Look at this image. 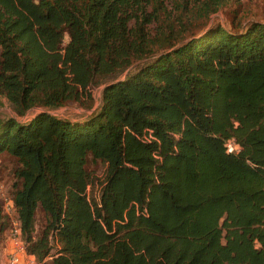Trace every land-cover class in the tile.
<instances>
[{
  "label": "trees",
  "instance_id": "trees-1",
  "mask_svg": "<svg viewBox=\"0 0 264 264\" xmlns=\"http://www.w3.org/2000/svg\"><path fill=\"white\" fill-rule=\"evenodd\" d=\"M243 1L0 0V110H44L0 120L38 263L264 264V21ZM100 85L87 121L50 113Z\"/></svg>",
  "mask_w": 264,
  "mask_h": 264
},
{
  "label": "rangeland",
  "instance_id": "rangeland-1",
  "mask_svg": "<svg viewBox=\"0 0 264 264\" xmlns=\"http://www.w3.org/2000/svg\"><path fill=\"white\" fill-rule=\"evenodd\" d=\"M245 9L248 13L247 18H251L252 20H260L264 21V4L261 0H244L242 9ZM222 24L224 27L230 29V16L226 12H220L219 14H216L213 16L210 25L213 24ZM105 88V85H100L99 87L94 88L93 90V96H94V104L91 108H85L81 107L76 103L69 104L66 107L60 108L55 111H50L52 115H55L61 119L70 120L73 122H85L88 120L89 116H92V114L99 108L100 100H101V94L103 89ZM42 109H35L31 111L27 116L23 118L17 117L11 109L5 105L0 110V120H5L10 117H14L18 119L20 122H26L34 118V116L40 112H43ZM234 149V146L232 147ZM89 170L96 174L97 178L102 179L103 169L99 165H95L90 163L89 164ZM16 160L9 157V156H3L0 158V205L3 206V208H6V204L9 203L10 200H12L13 195V172L16 169ZM100 188H96L94 193L98 194ZM93 188H89V193L92 194ZM7 214V213H6ZM9 216V215H7ZM11 222L15 221L14 214L11 213V216H9ZM44 219L42 215L37 216V225L36 230L37 233L41 231L42 226H44ZM7 231V232H6ZM0 235V260L3 258V251L6 244H9L10 239V230H6ZM2 246V247H1ZM5 257V256H4ZM3 264H7L5 261Z\"/></svg>",
  "mask_w": 264,
  "mask_h": 264
},
{
  "label": "built area",
  "instance_id": "built-area-1",
  "mask_svg": "<svg viewBox=\"0 0 264 264\" xmlns=\"http://www.w3.org/2000/svg\"><path fill=\"white\" fill-rule=\"evenodd\" d=\"M4 210L9 216H11V213L13 214L12 200L6 204V208ZM7 264H40L34 256L27 253L16 221L12 222V229L7 249Z\"/></svg>",
  "mask_w": 264,
  "mask_h": 264
},
{
  "label": "crops",
  "instance_id": "crops-1",
  "mask_svg": "<svg viewBox=\"0 0 264 264\" xmlns=\"http://www.w3.org/2000/svg\"><path fill=\"white\" fill-rule=\"evenodd\" d=\"M4 251H3V258L0 260V264H3L5 261L7 263V249H8V243L6 244ZM2 247V246H1ZM5 256V257H4Z\"/></svg>",
  "mask_w": 264,
  "mask_h": 264
}]
</instances>
